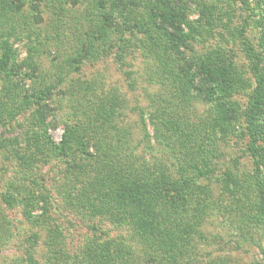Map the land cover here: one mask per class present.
<instances>
[{
	"label": "rangeland",
	"instance_id": "rangeland-1",
	"mask_svg": "<svg viewBox=\"0 0 264 264\" xmlns=\"http://www.w3.org/2000/svg\"><path fill=\"white\" fill-rule=\"evenodd\" d=\"M12 1L0 0V57L8 40L16 78L28 90L52 93L39 103L9 106L15 116L0 125V264H106L97 256L109 240L112 249L123 243L136 257L116 264H264L254 163L240 133L256 78L264 74V0H172L196 26L177 51L166 48L167 34L150 14L162 0ZM103 13L115 25L98 31ZM180 56L228 66L236 133L219 131L217 105L174 83ZM5 77L0 72L6 101L12 80ZM113 103L111 123L95 118L101 105ZM42 117L57 142L72 128L91 154L78 143L66 155L51 150ZM191 134L203 139L200 148L188 142ZM36 145L37 155L26 162L24 153ZM116 161L140 167L146 178L191 177L205 188L195 197L204 200V212L189 244L160 248L126 220L89 212L90 183ZM176 219H167L173 232Z\"/></svg>",
	"mask_w": 264,
	"mask_h": 264
},
{
	"label": "trees",
	"instance_id": "trees-1",
	"mask_svg": "<svg viewBox=\"0 0 264 264\" xmlns=\"http://www.w3.org/2000/svg\"><path fill=\"white\" fill-rule=\"evenodd\" d=\"M4 1L9 5L13 4L12 0ZM17 2L20 3L19 5L23 3L21 0ZM162 2L166 3L162 6L152 7L150 14L154 18L153 22L157 24V27L163 29L167 34L165 46L169 47L166 48L177 51L179 45L185 43L190 33L196 30V26L187 19L180 6L172 3V0H162ZM102 16L103 20L98 24L101 28L97 30L107 31V28L110 27L111 29L115 22L112 14L103 13ZM208 23L210 24V21ZM186 27L188 31H186ZM2 50L0 72L6 75L4 81L12 80V82L5 84L8 93L6 101L2 100L0 93V125L8 122L7 116L10 119L15 116L9 111V106L19 108L31 102L39 103L41 100L49 98L52 93L41 88L33 87L30 90L25 88L22 79L20 77L16 78L20 73H17V68L14 67L15 48L8 40H5L2 43ZM175 71L177 74L173 75V81L176 85L192 86L197 97L218 106V121L221 119L219 122L221 129L219 131H224V134L231 131L236 133L237 127L234 126H237L239 117L235 107H233L234 102L230 99L232 93L231 73L228 66L223 64V60L221 62L220 59L212 58L209 61L201 59L194 62L185 57L181 63H177ZM28 77H35L34 72L29 73ZM115 111V103L108 109L101 105L95 118L97 120L101 119L102 123H111ZM154 115H150L151 120H153ZM244 115L245 125L241 127L240 133L248 138L245 152L250 154L254 163L251 176L260 197L258 205L263 215L261 220L264 223V74H258L256 78V87ZM41 119L44 123L42 138L51 150L66 155L69 153L71 145L78 143L85 154H91L87 145L88 141H85L77 130L67 127L62 140L57 142L52 134L48 132L47 121L45 122L47 117ZM169 122H174V120L169 119ZM167 128L171 127L167 126ZM159 130L161 129L157 128L158 132ZM159 133L163 134L161 131ZM191 136L193 135L191 134ZM181 137L177 135V139L182 140V143L186 146V138ZM188 142L191 146L196 147L197 144L198 147L196 148H200L203 139H200L199 136H193L188 138ZM39 148L40 145H36L34 152L24 153L26 162L30 156L37 155ZM29 149L31 148L29 147ZM144 174L140 167H135L133 164L132 166L126 165L120 161L114 162L108 169L101 168L99 179L90 183L89 190L91 192L85 193L90 198L87 209L92 214L103 215V213H109L115 221L126 220L135 230H138L140 236H144L148 242L152 241L156 246L159 244L160 248L189 244L195 231V224L204 212L202 207L204 200H197L195 197L205 193V188L195 183L191 177L174 179L169 175L164 177L149 175L146 178ZM236 180V178L232 179V182L236 183ZM45 197L48 198V196ZM82 207L84 208V205ZM43 208L45 211L48 209L46 202H44ZM174 214L177 219L174 221L175 230L173 228V232L168 227L167 219ZM112 243L115 242H112V240L107 241V249L101 256L95 254L99 262L112 264L113 261L116 264L118 260L135 261L136 257L133 256L129 248L123 247V243H116L114 249L111 247ZM97 248L95 247V249ZM95 256L93 253L91 261H95ZM166 256L169 260V256Z\"/></svg>",
	"mask_w": 264,
	"mask_h": 264
}]
</instances>
